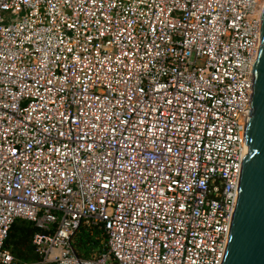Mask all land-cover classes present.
<instances>
[{
  "label": "built area",
  "instance_id": "1",
  "mask_svg": "<svg viewBox=\"0 0 264 264\" xmlns=\"http://www.w3.org/2000/svg\"><path fill=\"white\" fill-rule=\"evenodd\" d=\"M264 0H0V264H222ZM81 227L102 250L80 257Z\"/></svg>",
  "mask_w": 264,
  "mask_h": 264
},
{
  "label": "water",
  "instance_id": "2",
  "mask_svg": "<svg viewBox=\"0 0 264 264\" xmlns=\"http://www.w3.org/2000/svg\"><path fill=\"white\" fill-rule=\"evenodd\" d=\"M253 75L239 198L222 264H264V7Z\"/></svg>",
  "mask_w": 264,
  "mask_h": 264
},
{
  "label": "trees",
  "instance_id": "3",
  "mask_svg": "<svg viewBox=\"0 0 264 264\" xmlns=\"http://www.w3.org/2000/svg\"><path fill=\"white\" fill-rule=\"evenodd\" d=\"M39 231L41 229L34 222L19 218L11 226L4 248L11 250L22 264L34 262L39 259V254L33 237ZM75 247L82 258L90 256L93 251H101L100 231L81 227L75 235Z\"/></svg>",
  "mask_w": 264,
  "mask_h": 264
}]
</instances>
